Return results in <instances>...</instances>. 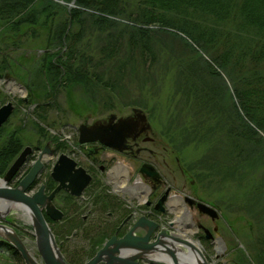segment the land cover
Here are the masks:
<instances>
[{"label": "rangeland", "instance_id": "rangeland-1", "mask_svg": "<svg viewBox=\"0 0 264 264\" xmlns=\"http://www.w3.org/2000/svg\"><path fill=\"white\" fill-rule=\"evenodd\" d=\"M47 1L50 4L46 12L43 9L44 12L38 13L34 24L20 26L17 34L13 35L11 32L14 22L18 16L27 14L28 10H23L18 16L13 13L7 19H0V106L6 101H12L14 105L11 115L0 129V148L11 138H18L23 147L42 145L49 138L54 141L64 138L68 147L72 148L76 141V129L82 122L104 119L103 117L111 113L124 117L132 114L133 107H139L147 117L157 139H160L166 148L160 151L157 149L158 160H164L168 164L178 183L187 180V188L194 197L218 209L220 218L214 221V224L218 225L219 234L222 235L229 252L223 257V261L227 264H255L251 259L250 246L254 245L255 236L259 233L258 225L264 221V193L259 197L256 195L262 185V178L259 177L263 175V168L255 171L247 186L236 187L233 179H237L234 174H239L238 171L230 170L224 173L223 176L227 179L224 181L217 169H221L225 164L230 168L231 163L223 161L220 156L212 159L210 154L213 152L212 148L220 149L218 142L224 136L220 134L224 127L231 123L242 120L256 135V139L252 138V141L257 140L263 144L264 131L240 111L238 97L233 93L234 81L231 79L234 74H227L217 65V61L212 60L216 49L206 48L204 44L193 40L187 34L188 27L182 29L178 27V22L175 25L162 21L145 24L140 22L136 24L144 25L156 34L154 42L150 43V53L144 55L143 71L139 68L141 65L136 63L135 55L132 58L133 70L127 62L126 69L121 73L123 77L115 78L120 75L115 71L118 66L116 63H106L112 74L105 75L102 82L94 80L93 86L89 88L83 86L80 77L73 74L66 77V80L59 81V71L56 69L62 63L60 58L66 47L58 42L60 31L57 32L55 28L59 18L65 17L62 10L68 11L74 7L82 9L84 16L109 17L117 22L118 28L130 23V20L125 14L111 15L93 6L76 5L75 0ZM42 6H45L44 1L37 0L30 7L36 9L43 8ZM105 33L95 29L86 32L84 40L77 44L78 54L99 59L97 51L101 46L104 47V43H99V40ZM50 40L54 43H50ZM118 47L115 54L119 58L126 52L127 56L130 55L124 45ZM50 61L52 66L49 65ZM106 64L99 67L104 73L111 72L106 69ZM204 64L210 65L213 73H204ZM209 74L217 79L214 80L215 83L210 81ZM111 77L115 78L111 79V87L103 84ZM193 83L198 87L205 85L206 89L214 94L215 101L219 99L222 103L221 110L215 117L207 113L198 114L190 109L192 100L183 94V90L185 86ZM189 97L191 98L190 95ZM261 147L264 148L263 145ZM258 212H262L263 216ZM20 213L10 207L7 214L0 217V223L14 229L26 249L35 259L42 262L32 227ZM77 223L75 221L59 231L63 232L59 234L60 240L57 243L62 245L59 249L68 264H79L88 258L86 249H81L77 255L76 249L81 247V239L76 235L71 236V231ZM187 230L191 231L192 228ZM172 231L179 233L178 229ZM234 235L238 237L235 240ZM186 238L197 240L194 235H188ZM0 240H3L2 237ZM201 243L203 245L200 248L206 261L213 264L210 259H216L215 255ZM0 264L24 262L19 252H12L1 246Z\"/></svg>", "mask_w": 264, "mask_h": 264}, {"label": "trees", "instance_id": "trees-1", "mask_svg": "<svg viewBox=\"0 0 264 264\" xmlns=\"http://www.w3.org/2000/svg\"><path fill=\"white\" fill-rule=\"evenodd\" d=\"M35 1L37 0H0V19H7L13 13L18 16L23 10L29 11L18 16L13 25L16 29L13 28L11 31L13 35L18 33L16 31L20 30V26L34 24L38 19V13L44 12L43 9L46 12L50 4L47 0H40L44 1L43 8H31V4ZM75 2L76 5L93 6L111 15L125 14L130 23L118 28L117 22L109 17L84 16L82 9L74 7L69 8L68 11L62 10L65 17L59 18L55 28L57 32L60 31L58 42L66 47L62 58L59 57L62 63L56 69L59 71L57 76L59 81L66 80V77L73 74L80 77L83 86L89 88L93 86L94 80L102 82L105 75L112 74L108 63L118 65L115 71L120 75L115 78L123 77L121 73L126 69L127 62L133 70L132 58L135 55L138 59H134L137 60L138 65H141L139 68L143 71L144 55L150 53V43L154 42L153 38L156 34L144 25L136 23L162 21L165 24L175 25L178 22L180 25L178 27H188L187 34L193 40L204 44L206 48L216 49L212 60L217 61V65L227 74H234L231 79L234 81L233 93L238 97L240 111L264 131V0H75ZM4 24H7V20ZM226 24L230 26H225ZM94 29L106 32L99 40V43H104V47L101 46L97 51L99 59L91 55L78 54L77 50V44L84 40L86 32ZM50 43L54 42L50 40ZM119 45L120 47L124 45L130 55L127 56L126 52L122 58H119L115 54ZM114 59L116 60L113 62ZM104 64L111 72H103L99 66L104 67ZM49 65L52 66L53 63L50 61ZM204 66V73H213L210 65L204 64ZM208 77L214 83V80H217L211 74ZM115 78H108L107 83L103 82V84L111 87L113 85L111 79ZM183 94H186L190 101L192 100V106L189 107L198 114L207 113L215 117L221 110L222 103L219 99L215 101L214 94L208 91L205 85L198 87L193 83L185 86ZM220 135H224L218 142L220 149L212 148L213 152L210 155L212 159L220 156L223 161L231 163L230 168L225 164L221 169H217L222 179L227 180L223 176L227 171H238L239 174H234L237 175V179H233L236 182L234 186L245 187L255 171L262 167L263 175L259 177L262 178V185L256 192L259 197L264 193V148L261 147L264 144L257 140L252 141V138L256 139V135L242 120L224 127ZM22 145L18 138H11L0 148V175L4 174L20 153ZM258 203L257 199L256 204ZM258 213L263 216L262 212ZM258 227L259 233L255 236L254 245L250 246L251 259L255 264H264V221ZM1 246L17 252L6 241L0 240Z\"/></svg>", "mask_w": 264, "mask_h": 264}, {"label": "flooded vegetation", "instance_id": "flooded-vegetation-1", "mask_svg": "<svg viewBox=\"0 0 264 264\" xmlns=\"http://www.w3.org/2000/svg\"><path fill=\"white\" fill-rule=\"evenodd\" d=\"M94 121H84L80 125ZM116 122L117 119H113L111 124ZM130 124L135 126L131 135L112 145L99 139L80 142V125L72 148L64 138L56 141L45 138L42 145L30 146L27 161L20 167L11 186L18 184L41 153V167L26 192L31 195L43 186L44 203L51 202L60 211L61 216L55 219L42 207V214L56 242L60 240L58 236L63 232L59 233L62 227L78 222L79 226L71 231V236L81 239L77 255L86 249L90 259L108 240L119 239L129 231L144 236L145 229L135 227V224L141 218H148L157 224L152 234L163 228L170 233L179 229L187 236L194 235L201 247L203 242L213 252L216 258L210 259L213 264H227L223 257L229 253L228 248L219 234L218 225L214 224L220 218L216 206L194 197L187 188V180L178 183L168 164L158 160V150L166 148L152 127L142 130V123L135 118ZM198 203L214 208L217 216L213 218L202 212ZM189 228L192 230L188 231ZM233 238L238 237L234 235ZM121 250L120 253L124 254L122 248L118 252Z\"/></svg>", "mask_w": 264, "mask_h": 264}, {"label": "water", "instance_id": "water-1", "mask_svg": "<svg viewBox=\"0 0 264 264\" xmlns=\"http://www.w3.org/2000/svg\"><path fill=\"white\" fill-rule=\"evenodd\" d=\"M13 109L14 105L12 101H6V103L0 106V127L7 121ZM134 118L142 123V130L151 129L143 110L139 107H133L132 114L125 115L124 117H117L115 113H111L104 119H97L91 124L83 123L78 129L80 135L79 141L84 142L99 139L108 145H112L114 142L117 143L116 141L123 140L126 136L131 135L130 131L131 129H135V126L130 123ZM113 119H117L114 125L111 124ZM117 131L121 132L118 133ZM29 151H31V147L25 146L10 164L6 172L0 177L2 180L0 183V202L5 204V214L0 213V217H4L12 206L21 210L23 209L24 212L28 213L27 221L32 227L37 250L43 263H39L33 257L30 251L26 249L24 242L19 239L20 237L16 231L11 227L0 223V229L5 231L4 234L0 233V237L19 252L24 264H68L62 258L63 256L54 234L50 227H48L49 225L42 214V207L44 206L47 213L55 219L61 216L60 211L51 202L44 203L43 186L31 195L26 192L41 167L40 159L42 154H39V158L34 163L35 165L17 185H10L14 181V176L20 167L26 163ZM54 192L48 197L49 200ZM198 207L202 212L209 214L213 218L217 216L216 210L204 203H198ZM136 226L145 229L144 236L133 235L132 231H129L119 239L113 237L93 257L88 258L83 264H192L187 260L188 258L179 259L181 251H177L175 245L186 252L190 248L194 249L198 252L202 264H210L206 261V257L201 249L198 248L199 243L186 238L187 235L181 233L179 229V233H170L163 228L156 234H152L157 228V224L148 218H141L140 221L136 222ZM152 235L154 236L152 237ZM119 248L124 249L125 253L121 254L122 250L118 252ZM159 253H164L169 261L163 260L162 257L159 258ZM181 256L183 257V255Z\"/></svg>", "mask_w": 264, "mask_h": 264}, {"label": "bare ground", "instance_id": "bare-ground-1", "mask_svg": "<svg viewBox=\"0 0 264 264\" xmlns=\"http://www.w3.org/2000/svg\"><path fill=\"white\" fill-rule=\"evenodd\" d=\"M1 182H2V180L0 179V183ZM4 206H5V204H3L2 202H0V213L5 214ZM11 208H15L16 210H18L19 212H21L20 215H22V217H24L26 220H28V213L24 212L23 209L21 210V209H18L17 207H14V206H12ZM0 233L4 234L5 231L3 229H0ZM189 240L192 241V239H189ZM175 247H176V250L177 251H181L180 252L181 254L179 255V259L180 258H185V259L188 258L187 260L190 263H192V264H202V261L200 259V256H199L198 252L195 251L194 249H191L190 248L189 251L186 252V251H182V249L179 248L177 245H175ZM200 247L201 246L198 245V248L199 249H201ZM158 255H159L158 256L159 258L162 257L163 260L169 261L168 258H166L167 256H165L164 253H159ZM181 255H183V257Z\"/></svg>", "mask_w": 264, "mask_h": 264}]
</instances>
